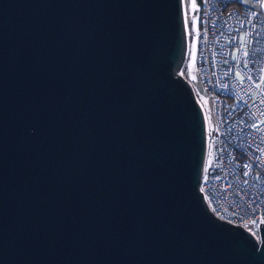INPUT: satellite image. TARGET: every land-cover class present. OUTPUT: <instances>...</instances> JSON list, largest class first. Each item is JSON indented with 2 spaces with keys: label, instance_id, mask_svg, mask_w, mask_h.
<instances>
[{
  "label": "water",
  "instance_id": "obj_1",
  "mask_svg": "<svg viewBox=\"0 0 264 264\" xmlns=\"http://www.w3.org/2000/svg\"><path fill=\"white\" fill-rule=\"evenodd\" d=\"M184 0H0V264H264L200 191Z\"/></svg>",
  "mask_w": 264,
  "mask_h": 264
},
{
  "label": "built area",
  "instance_id": "obj_2",
  "mask_svg": "<svg viewBox=\"0 0 264 264\" xmlns=\"http://www.w3.org/2000/svg\"><path fill=\"white\" fill-rule=\"evenodd\" d=\"M199 95L186 75L193 34L184 0L186 60L206 124L200 191L215 217L259 242L264 223V11L233 0H198ZM257 2H259L257 0ZM239 73V76H237Z\"/></svg>",
  "mask_w": 264,
  "mask_h": 264
},
{
  "label": "rangeland",
  "instance_id": "obj_3",
  "mask_svg": "<svg viewBox=\"0 0 264 264\" xmlns=\"http://www.w3.org/2000/svg\"><path fill=\"white\" fill-rule=\"evenodd\" d=\"M188 8H189V25L190 30L193 34V38L191 39L190 43V54L188 58V62L186 64L185 70L187 77L193 81L194 87L198 94L202 93L201 84L197 77V60H198V49H199V40H198V32H199V15H198V8H199V1L198 0H188ZM195 3L196 8L193 9L192 5Z\"/></svg>",
  "mask_w": 264,
  "mask_h": 264
},
{
  "label": "crops",
  "instance_id": "obj_4",
  "mask_svg": "<svg viewBox=\"0 0 264 264\" xmlns=\"http://www.w3.org/2000/svg\"><path fill=\"white\" fill-rule=\"evenodd\" d=\"M258 1L259 2H257V0H233L235 4L253 6V7L260 8L264 11V0H258Z\"/></svg>",
  "mask_w": 264,
  "mask_h": 264
},
{
  "label": "snow or ice",
  "instance_id": "obj_5",
  "mask_svg": "<svg viewBox=\"0 0 264 264\" xmlns=\"http://www.w3.org/2000/svg\"><path fill=\"white\" fill-rule=\"evenodd\" d=\"M192 7H193V9L195 10V8H196L195 3H193ZM237 76H239V73H237Z\"/></svg>",
  "mask_w": 264,
  "mask_h": 264
},
{
  "label": "trees",
  "instance_id": "obj_6",
  "mask_svg": "<svg viewBox=\"0 0 264 264\" xmlns=\"http://www.w3.org/2000/svg\"><path fill=\"white\" fill-rule=\"evenodd\" d=\"M236 5H238V4H236ZM238 6H240V5H238Z\"/></svg>",
  "mask_w": 264,
  "mask_h": 264
}]
</instances>
